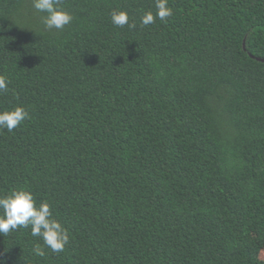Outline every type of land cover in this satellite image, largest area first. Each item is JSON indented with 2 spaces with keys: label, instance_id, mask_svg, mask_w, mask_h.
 <instances>
[{
  "label": "trees",
  "instance_id": "16d2710c",
  "mask_svg": "<svg viewBox=\"0 0 264 264\" xmlns=\"http://www.w3.org/2000/svg\"><path fill=\"white\" fill-rule=\"evenodd\" d=\"M60 6L46 29L0 0V111L29 114L0 129V195L47 201L69 242L0 234V264H264V0H168L147 26L155 0Z\"/></svg>",
  "mask_w": 264,
  "mask_h": 264
},
{
  "label": "clouds",
  "instance_id": "9594fccd",
  "mask_svg": "<svg viewBox=\"0 0 264 264\" xmlns=\"http://www.w3.org/2000/svg\"><path fill=\"white\" fill-rule=\"evenodd\" d=\"M32 6L39 12L45 13L42 17L46 29L62 30L72 21V15L60 6V0H31ZM155 15L149 11L141 16V24L147 26L155 22L156 18L165 20L172 15L168 0H155ZM111 22L117 27L129 23L126 11H113ZM134 27L135 25H129ZM7 88L5 77L0 76V91ZM28 112L21 106L12 110L0 111V129L9 132L15 129L22 121L28 118ZM33 237H39L43 246L37 244L33 249L38 256L44 255V247L59 253L64 251L69 242V233L58 219L53 217L51 206L47 201L39 205L32 193L25 189L13 190L7 195H0V234L7 235L19 228H29Z\"/></svg>",
  "mask_w": 264,
  "mask_h": 264
},
{
  "label": "water",
  "instance_id": "95a60500",
  "mask_svg": "<svg viewBox=\"0 0 264 264\" xmlns=\"http://www.w3.org/2000/svg\"><path fill=\"white\" fill-rule=\"evenodd\" d=\"M251 57L254 58L253 56H251ZM256 60L259 61V62L264 63V59L256 58Z\"/></svg>",
  "mask_w": 264,
  "mask_h": 264
}]
</instances>
